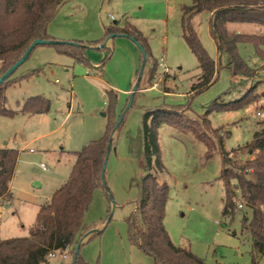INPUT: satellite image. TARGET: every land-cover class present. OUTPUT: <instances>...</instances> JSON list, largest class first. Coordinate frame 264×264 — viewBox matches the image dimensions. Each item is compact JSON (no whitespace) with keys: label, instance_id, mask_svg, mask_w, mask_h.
Returning <instances> with one entry per match:
<instances>
[{"label":"rangeland","instance_id":"374dc122","mask_svg":"<svg viewBox=\"0 0 264 264\" xmlns=\"http://www.w3.org/2000/svg\"><path fill=\"white\" fill-rule=\"evenodd\" d=\"M191 4L192 0H70L61 7L48 32L57 37L56 41L83 42L88 62H76L60 53L57 46L40 45L11 80L26 78L5 85L4 107L13 115L0 114V149H15L20 154L12 181L14 199L3 211L0 239L30 235L36 214L34 202L28 196H35L36 203L50 201L67 182L76 162L74 152L105 132L107 113L113 106L110 92L117 96V123L125 112L130 98L129 95L125 102L126 93L139 80V46L121 35L112 38L109 49H97L105 41L97 47L87 44L104 37L109 28H126L131 24L147 39L151 57L132 106L120 128L113 132L105 172L106 189L99 187L95 191L85 216L87 225L96 226L92 230L99 229L89 240L91 246H96V256L89 263L154 264L152 257L130 242L126 219L142 195L143 116L148 110L167 107L180 109L188 119L198 122L212 142L210 152L190 129L170 124H162L158 129L164 169L154 170V174L169 188L164 226L172 242L188 248L207 264H264L263 257L253 260L252 240L243 229L244 217L250 221L252 212L241 200L239 190L236 192L243 208L234 216L223 215L225 187L221 179L223 151L231 153L246 146L264 122L263 62L254 44L241 43L238 53L249 67L257 70V75H235L230 56L218 53L210 36L212 16L201 13L193 24L202 45L215 60L217 72L212 85L192 92L201 70L183 38L181 25V9ZM230 28L264 34V29L253 25L234 24ZM259 49L264 52V46ZM107 56L111 58L102 67L101 61ZM153 62L165 63L168 71L158 66L150 83ZM248 93L258 94L259 98L246 104L250 99L245 98ZM37 96L51 101L50 111L23 112L25 101ZM226 104L244 105L226 110L222 108ZM205 118L210 126L203 124ZM231 158L232 169L233 163L241 164L250 156L237 153ZM231 183L234 186L236 181ZM66 254V260L60 252L57 258H49V264H72L73 255Z\"/></svg>","mask_w":264,"mask_h":264},{"label":"trees","instance_id":"16d2710c","mask_svg":"<svg viewBox=\"0 0 264 264\" xmlns=\"http://www.w3.org/2000/svg\"><path fill=\"white\" fill-rule=\"evenodd\" d=\"M68 1L70 0H0V77L23 57L34 41H56L48 32L49 25ZM201 13L212 16L209 33L216 43L218 53L230 56L234 74L255 77L257 70L249 67L240 57L238 45L254 44L260 52L264 67V52L259 49L260 46H264V34L239 33L232 31L230 27L234 24H246L264 29V0H192L190 6L182 7L181 15L183 38L197 58L201 70V76L192 92H200L212 85L217 72L216 62L202 45L193 24L195 17ZM111 34L128 37L139 44L149 63L151 52L148 41L134 25L129 24L126 28H109L105 37ZM102 42L103 40L93 44L99 45ZM51 46H57L60 53L72 57L76 62H88L86 45L83 42L56 43ZM108 59L109 56L102 60V67ZM158 66L157 62H153L148 76L150 83ZM12 76L0 85V114L5 116L13 115L4 107L7 101L5 85L10 82L14 85L26 78L23 76L13 81ZM110 93L113 106L107 113L105 133L75 153L76 162L70 178L55 191L49 202L39 208L30 235L0 239V264H48L49 254L54 251L70 252L74 264H90L83 257L81 248L79 254L75 256V248L83 236L96 227L87 225L85 216L91 207L95 191L99 187L106 189L102 172L108 146L118 124L117 96L113 91ZM246 97L250 98L246 100L247 104L259 98V95L248 93ZM242 105L244 104L238 106ZM238 106L226 104L222 108L229 110ZM50 108L51 101L48 98L37 96L25 101L22 111L46 114ZM257 116L261 114L258 113ZM162 124L192 130L209 150L211 149L212 142L202 129L203 126L188 119L185 112L180 109L162 107L146 111L142 122L145 175L141 184L142 195L137 201L136 209L126 219L128 238L143 253L152 257L154 264H207L188 248L176 246L164 226L169 188L166 184L160 183L154 174V170L160 172L164 169L158 139V129ZM203 124L210 126L206 118ZM237 153L247 154L250 158L241 164L233 163L235 167L231 169V155ZM18 157V150L0 149V207L12 198L10 186ZM223 161L224 168L221 174L225 187L223 215L234 216L243 208L240 207L241 202L236 192L239 190L241 200L252 212L250 221L244 217L243 229L249 232L252 240L253 260L258 257L264 258V122L260 123V128L254 132L252 141L246 146L231 153L223 151ZM232 180L236 181L234 186Z\"/></svg>","mask_w":264,"mask_h":264},{"label":"water","instance_id":"95a60500","mask_svg":"<svg viewBox=\"0 0 264 264\" xmlns=\"http://www.w3.org/2000/svg\"><path fill=\"white\" fill-rule=\"evenodd\" d=\"M118 35H111L109 36V39L111 38H114ZM63 44L64 42H61V41H47V40H36L34 41L30 47L28 48V50L25 52V54L23 55V57L14 65L12 66L8 71H6L1 77H0V85H2L9 77H11L16 71L17 69L23 65L27 60L28 58L30 57V54L31 52L37 47V46H40V45H52V44ZM137 44V43H136ZM142 52V63H141V68H140V74H139V80H138V83L137 85L134 87V89L132 90L131 94H130V98H129V102H128V105H127V108L125 110V112L122 114L121 118L118 120V124L114 130V132L117 130L118 128V125L121 123V121L123 120L126 112L130 109V107L132 106V103L134 101V97H135V94L137 93L138 91V87H139V83L140 81L142 80L143 78V72L145 70V67L147 65V55L145 54L144 50L140 47L139 44H137ZM103 47V46H102ZM111 149H112V138L110 140V143H109V146H108V150H107V155H106V158H105V164H104V168H103V172H102V178L104 180V184H105V172H106V166H107V163H108V160H109V155H110V152H111ZM95 232V230L93 231ZM80 248H81V243H79V245L75 248V256H77L80 252ZM74 264V262H73Z\"/></svg>","mask_w":264,"mask_h":264},{"label":"crops","instance_id":"0c3cea01","mask_svg":"<svg viewBox=\"0 0 264 264\" xmlns=\"http://www.w3.org/2000/svg\"><path fill=\"white\" fill-rule=\"evenodd\" d=\"M181 15H182V9H181ZM211 16V15H210ZM210 19H211V17H210ZM137 28V27H136ZM138 29V28H137ZM139 30V29H138ZM239 33H242V32H240V31H238ZM53 38H57L56 36H54L53 34H51V33H49ZM58 36V35H57ZM105 36H106V33H105ZM102 37L101 39H99V40H93V41H89L88 42V44H87V46H90V47H97V46H100V43H99V45L97 44V45H95V44H93L94 42H98V41H105V43H104V45H103V47H101V48H97L98 50L99 49H109V47L111 46V38L109 39V37L106 39V37ZM211 36V35H210ZM212 38V37H211ZM106 39V40H105ZM213 39V38H212ZM70 40H72V39H70ZM214 41V40H213ZM215 42V41H214ZM216 44V43H215ZM217 47V46H216ZM106 58V57H105ZM104 58V59H105ZM111 58V56L109 57V59ZM108 59V60H109ZM102 62V61H101ZM131 92H132V90L131 91H129L128 93H126V100H125V102H127V100H128V96L131 94ZM165 93H169V92H166L165 91ZM106 130V129H105ZM105 133V132H104ZM103 136V135H102ZM102 136H100V137H98V139L99 138H101ZM95 140H97V139H95ZM92 141H94V140H92ZM91 142V141H90ZM74 153H76V152H74ZM19 154H20V152H19ZM18 160H19V157H18ZM17 166V165H16ZM15 175V174H14ZM14 178V177H13ZM13 181V180H12ZM35 185L37 186L38 185V183H35ZM10 189H11V195H12V198H11V200L9 201V202H5L4 203V206L3 207H0V220H1V218H2V216H3V211H5V210H7L6 209V206L7 205H9V204H11L12 203V201H13V199H14V196H13V192H12V182H11V186H10ZM29 197V199H30V201L31 202H34V205L33 206H35V214L37 215V212H38V210H39V208L43 205V204H45V203H47V202H49V201H46V202H38V203H36L37 202V198L35 197V196H33V195H30V196H28ZM37 199V200H36ZM136 208V207H135ZM36 218V217H35ZM86 223V222H85ZM99 230V229H98ZM98 230H96L95 229V232H93L94 230H91L90 232H88L87 234H85L84 236H83V238L81 239V241H80V243H81V251H82V255H83V257L89 262V260L91 259V257L92 256H96V246H91L90 245V239L92 238V236L93 235H95V234H97L98 232ZM13 238V237H12ZM9 239V238H8ZM2 240H5V239H2ZM68 252V251H67ZM67 258H65L64 260H66ZM72 262H73V260H72ZM48 264H49V262H48ZM60 264H64L63 262H60ZM73 264V263H72Z\"/></svg>","mask_w":264,"mask_h":264},{"label":"built area","instance_id":"2783aa9c","mask_svg":"<svg viewBox=\"0 0 264 264\" xmlns=\"http://www.w3.org/2000/svg\"><path fill=\"white\" fill-rule=\"evenodd\" d=\"M159 66H160L164 71H168V68H167V66H166L165 63H160ZM42 167H44V165H42ZM240 207H243V204H242V203H240ZM59 253H60V251H54V252H51V253L49 254V258H57V257L59 256ZM66 253H67V251L62 252V258H63V259L67 258V254H66Z\"/></svg>","mask_w":264,"mask_h":264}]
</instances>
